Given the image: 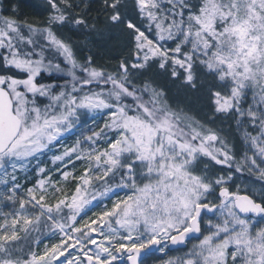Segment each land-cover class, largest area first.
Segmentation results:
<instances>
[{
    "label": "snow or ice",
    "instance_id": "1",
    "mask_svg": "<svg viewBox=\"0 0 264 264\" xmlns=\"http://www.w3.org/2000/svg\"><path fill=\"white\" fill-rule=\"evenodd\" d=\"M245 173L264 185V0H0V264H148L192 240L163 264H264Z\"/></svg>",
    "mask_w": 264,
    "mask_h": 264
},
{
    "label": "rangeland",
    "instance_id": "2",
    "mask_svg": "<svg viewBox=\"0 0 264 264\" xmlns=\"http://www.w3.org/2000/svg\"><path fill=\"white\" fill-rule=\"evenodd\" d=\"M31 2L39 4L41 0H31ZM31 10L33 12H31V17L28 16L29 19L31 18V20H33L34 22H39L41 19L44 18L43 16L37 15V13L33 9ZM44 15H46V13ZM64 34L70 35V33L67 32H65ZM118 35L119 34H113L114 37ZM80 39L83 40V37H81ZM89 47H91V45H89ZM158 82L165 83L162 79H158ZM167 86L169 88L170 99H172L173 101H179L181 106H184L186 109L191 111L193 114L199 116L201 119H205V113L207 112V108L205 107L206 102L203 99L197 100L195 97L198 94L186 93L185 90L179 89L177 85L168 84ZM189 100H191V103H189ZM214 126H219L223 128L225 132H227L228 130L227 121L221 123V121L218 120L217 124ZM71 142V140L68 141V143ZM236 185H239V190L241 194L253 195L256 199H259L258 192L262 187H264V185H262L261 182L257 181L255 177H238L236 183L232 185L233 191L236 190ZM89 215H91V213H89ZM195 242V240H192L188 243L187 248H181L178 250L170 251L167 255L162 257H160L158 254L157 257L151 258L148 261V264H163L164 260L180 257L188 250V248H191L192 244ZM40 247L42 248L43 244H41Z\"/></svg>",
    "mask_w": 264,
    "mask_h": 264
},
{
    "label": "trees",
    "instance_id": "3",
    "mask_svg": "<svg viewBox=\"0 0 264 264\" xmlns=\"http://www.w3.org/2000/svg\"><path fill=\"white\" fill-rule=\"evenodd\" d=\"M22 17L30 16V12H33L31 8L21 7ZM8 14V13H5ZM95 15V13H92ZM31 19V18H30ZM124 36L119 34L118 36H112L111 39H108L103 47L97 48L93 47V51L97 54V59L100 63H105L109 67H114L118 62L119 58L126 54L127 49L124 47ZM92 47V45H91ZM184 102V101H182ZM245 178H250L247 173L244 174Z\"/></svg>",
    "mask_w": 264,
    "mask_h": 264
},
{
    "label": "bare ground",
    "instance_id": "4",
    "mask_svg": "<svg viewBox=\"0 0 264 264\" xmlns=\"http://www.w3.org/2000/svg\"><path fill=\"white\" fill-rule=\"evenodd\" d=\"M29 14L31 15V12Z\"/></svg>",
    "mask_w": 264,
    "mask_h": 264
},
{
    "label": "water",
    "instance_id": "5",
    "mask_svg": "<svg viewBox=\"0 0 264 264\" xmlns=\"http://www.w3.org/2000/svg\"><path fill=\"white\" fill-rule=\"evenodd\" d=\"M181 249V248H180Z\"/></svg>",
    "mask_w": 264,
    "mask_h": 264
}]
</instances>
